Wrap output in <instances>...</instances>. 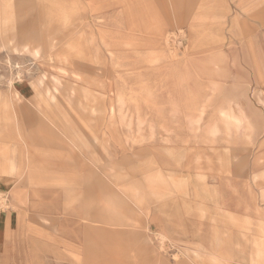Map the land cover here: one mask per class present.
I'll list each match as a JSON object with an SVG mask.
<instances>
[{
  "label": "rangeland",
  "instance_id": "374dc122",
  "mask_svg": "<svg viewBox=\"0 0 264 264\" xmlns=\"http://www.w3.org/2000/svg\"><path fill=\"white\" fill-rule=\"evenodd\" d=\"M0 264H264V0H0Z\"/></svg>",
  "mask_w": 264,
  "mask_h": 264
}]
</instances>
